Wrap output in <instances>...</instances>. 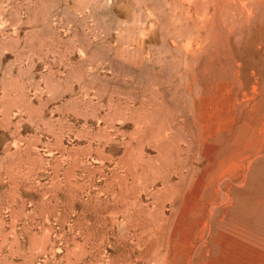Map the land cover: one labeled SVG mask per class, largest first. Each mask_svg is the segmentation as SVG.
<instances>
[{"label":"rangeland","instance_id":"374dc122","mask_svg":"<svg viewBox=\"0 0 264 264\" xmlns=\"http://www.w3.org/2000/svg\"><path fill=\"white\" fill-rule=\"evenodd\" d=\"M263 94L264 0H0V264L264 262Z\"/></svg>","mask_w":264,"mask_h":264},{"label":"bare ground","instance_id":"6f19581e","mask_svg":"<svg viewBox=\"0 0 264 264\" xmlns=\"http://www.w3.org/2000/svg\"><path fill=\"white\" fill-rule=\"evenodd\" d=\"M254 91V90H253ZM263 91V90H262ZM246 93V92H245ZM264 95V94H263ZM261 103V102H260ZM236 104H237V102H236ZM251 112V111H250ZM248 115V114H247ZM201 117V116H200ZM248 117V116H247ZM261 117V116H260ZM264 119V118H263ZM258 120H260V119H258ZM262 121V120H261ZM255 124H256V122H255ZM254 124V125H255ZM252 127H254L253 125H252ZM252 129V128H251ZM216 132V131H215ZM249 133H251V131L249 132ZM259 133V132H258ZM252 135V134H251ZM254 135V134H253ZM255 135H256V133H255ZM248 136H249V134H248ZM247 136V137H248ZM247 137H244V138H247ZM262 138V137H261ZM242 140V139H241ZM250 140V139H249ZM249 140H245V141H249ZM237 141V140H236ZM244 141V139L242 140V142ZM229 142V141H228ZM228 142H226V143H228ZM239 142V141H238ZM245 143H247V142H245ZM262 143V142H261ZM243 144V143H242ZM226 145V144H225ZM239 145V144H238ZM255 146V144L254 143H252V145L251 146ZM231 146V145H230ZM242 146V145H241ZM240 146V147H241ZM245 146V144H243V147ZM253 146V147H254ZM260 146V145H259ZM227 147V146H226ZM232 147V146H231ZM238 147V146H237ZM261 147V146H260ZM259 147V148H260ZM263 147H264V144H263ZM250 149H251V147H249ZM255 148V147H254ZM258 148V149H259ZM240 149V148H239ZM245 149V148H244ZM256 150H257V148H256ZM255 150V151H256ZM233 151H234V149H233ZM238 151V150H237ZM244 151V150H243ZM255 151H253V152H255ZM260 151V150H259ZM259 151H257V154H258V152ZM263 151V150H262ZM235 152V151H234ZM246 152V151H245ZM230 153V152H229ZM248 153V152H247ZM250 153V152H249ZM252 153V152H251ZM250 153V154H251ZM261 153V152H260ZM263 153V152H262ZM242 154V153H241ZM253 154V153H252ZM255 154V153H254ZM253 154V155H254ZM257 154H255V155H257ZM232 155V154H231ZM228 156H230V155H228ZM249 157V156H248ZM255 157V156H254ZM217 158V157H216ZM253 158V157H252ZM257 158V157H256ZM262 158V157H261ZM264 158V157H263ZM201 159V158H200ZM251 159V158H250ZM249 159V160H250ZM237 160V159H236ZM245 160V159H244ZM247 160V159H246ZM254 160V159H253ZM222 161V160H221ZM248 161V160H247ZM252 161V160H251ZM236 162H239V161H236ZM253 162V161H252ZM234 163V162H233ZM233 163H231L232 165H235V164H233ZM243 163H244V161H243ZM246 163V162H245ZM250 163V162H249ZM226 164V163H225ZM228 164V163H227ZM248 164V163H247ZM231 165V166H232ZM249 165V164H248ZM247 165V166H248ZM237 167H238V165H236ZM240 166H241V164H240ZM239 166V167H240ZM242 166H244L243 164H242ZM241 166V167H242ZM246 166V165H245ZM230 167V166H229ZM249 167V166H248ZM215 169H217V168H215ZM229 169V168H228ZM230 169H231V167H230ZM230 169L228 170V171H230ZM236 169V168H235ZM238 169V168H237ZM244 169V168H243ZM257 169V168H256ZM248 170V169H247ZM250 170V169H249ZM252 170V169H251ZM214 171V170H213ZM212 171V172H213ZM231 171H233V172H235L234 170H232L231 169ZM246 171V170H245ZM258 171V170H257ZM248 172V171H247ZM252 172V171H251ZM229 173H231V172H229ZM229 173H227L228 175H229ZM239 173V172H238ZM228 175H226V176H228ZM242 175V174H241ZM247 175V174H246ZM251 175V174H250ZM225 176V177H226ZM257 176V175H256ZM212 177V176H211ZM221 177H222V175H221ZM224 177V176H223ZM229 177V176H228ZM238 177H239V175H238ZM220 177H218V179H219ZM229 178H231V177H229ZM237 178V177H236ZM244 178V177H243ZM248 178V177H247ZM222 179V178H221ZM233 179V178H232ZM235 180V179H234ZM233 180V181H234ZM241 180H242V178H241ZM246 180V179H245ZM223 181H226V178L223 180ZM239 181V180H238ZM222 182V181H221ZM236 182V181H235ZM240 182V181H239ZM238 182V183H239ZM242 182H244V180L242 181ZM241 183V182H240ZM238 185V184H237ZM245 185V184H244ZM220 186V185H219ZM239 188V187H238ZM232 193V192H231ZM234 193V192H233ZM242 194V193H241ZM223 195V194H222ZM226 197H227V195H225ZM223 197H224V195H223ZM248 197V196H247ZM258 197V196H257ZM260 198L261 197H259V200L258 201H260ZM225 200V199H224ZM250 200V199H249ZM220 202H222V200L220 201ZM262 202H263V199H262ZM261 202V203H262ZM211 203V202H210ZM255 203H257L256 201H255ZM259 204H260V202H258ZM218 204V203H217ZM216 204V205H217ZM263 204V203H262ZM254 205V204H253ZM257 206L256 207H258V204H256ZM263 206V205H262ZM200 207H201V205H200ZM211 207H212V205H211ZM210 207V208H211ZM251 207H253V206H251ZM193 208V207H192ZM259 208H260V206H259ZM251 209V208H250ZM253 209V208H252ZM255 210V209H254ZM197 211V210H196ZM213 211H214V209H213ZM256 211V210H255ZM259 211V210H258ZM199 212V211H198ZM197 212V213H198ZM211 212H212V209H211ZM261 212V211H260ZM229 215V214H228ZM245 215V214H244ZM254 215H256V212H255V214ZM253 215V216H254ZM257 215H258V213H257ZM243 216V215H242ZM262 216V215H261ZM224 217V216H223ZM239 217V216H238ZM255 217V216H254ZM253 217V218H254ZM251 218V217H250ZM253 218H252V220H253ZM262 218V217H261ZM260 218V219H261ZM252 220H250V221H252ZM263 220H264V218H263ZM224 221H225V219H224ZM235 221H236V219H235ZM242 221H244V220H242ZM241 221V222H242ZM258 221V220H257ZM220 222V221H219ZM236 222H238V220L236 221ZM241 222L239 221V223L241 224ZM245 222H247L248 223V221H246L245 220ZM245 222H243V224L245 223ZM263 222V221H262ZM205 223V222H204ZM225 223H227L228 224V222H225ZM235 223V222H234ZM226 224V225H227ZM236 224V226H237V223H235ZM234 224V225H235ZM242 224V225H243ZM250 223H248V225H249ZM207 225V224H206ZM232 225V224H231ZM245 225V224H244ZM260 225H261V223H260ZM235 226V227H236ZM246 226L247 225H245V228H246ZM230 227V226H229ZM239 227H241L240 225H239ZM238 227V228H239ZM204 228V227H203ZM231 228V227H230ZM238 228H236V229H238ZM249 228V227H248ZM247 228V230H249ZM251 228V227H250ZM258 228V227H257ZM257 228H256V230L255 231H257ZM205 229V228H204ZM241 229V228H240ZM240 229H238V230H240ZM253 229V228H252ZM260 229V228H259ZM160 230V229H159ZM234 230V229H233ZM203 231V230H202ZM228 231V230H227ZM229 231H231V230H229ZM244 231V230H243ZM252 231V230H251ZM260 231H261V229H260ZM222 232H224V231H222ZM239 232H241V231H239ZM245 232L247 233L248 231H246L245 230ZM253 232V231H252ZM249 233H251V232H249ZM263 233V232H262ZM195 234V233H194ZM224 234H225V232H224ZM227 235L229 234V232L228 233H226ZM236 234L238 235V233L236 232ZM240 234V233H239ZM256 234V233H255ZM257 234H258V232H257ZM260 234V233H259ZM231 235H233V233L231 234ZM234 235H235V232H234ZM244 235V234H243ZM246 235V234H245ZM252 234H248V237L250 236V238L251 237H253V236H251ZM184 236V235H183ZM201 236V235H200ZM230 236V235H229ZM247 236V235H246ZM255 236V235H254ZM264 236V235H263ZM238 236H236L235 238H237ZM181 238H182V236H181ZM196 238V237H195ZM195 238H194V240H195ZM245 238V237H244ZM243 237H242V239H244ZM247 238V237H246ZM226 239V238H225ZM242 239H240V240H242ZM253 239H255L254 237H253ZM258 238H256V240H257ZM260 239V238H259ZM262 239H264V238H262ZM193 240V239H192ZM191 240V241H192ZM221 240V239H220ZM249 240V239H248ZM247 240V241H248ZM190 241V240H189ZM243 241H245V240H243ZM194 242V241H193ZM246 242V241H245ZM257 242H258V240H257ZM261 242V241H260ZM263 242H264V240H263ZM248 244H249V241L247 242ZM251 243V242H250ZM189 244V243H188ZM221 244V254H222V256H221V260H219V261H212V263L211 264H264V262L263 261H259V260H257V261H255V260H250V261H248V260H246V258H247V252H245V251H243V250H241V252H239L236 248H234L232 245H230L229 243H224V242H221L220 243ZM253 244H254V242H253ZM263 244V243H262ZM190 245V244H189ZM239 245V244H238ZM252 245V244H251ZM256 244H254L253 246H255ZM173 246V245H172ZM187 246V245H186ZM259 246V245H258ZM257 246V247H258ZM256 247V246H255ZM262 247H264V245L262 246ZM189 250V249H188ZM187 250V251H188ZM262 250V249H261ZM264 250V249H263ZM207 253V252H206ZM217 254V253H216ZM210 255V254H209ZM205 257H209V256H207V255H205ZM215 258V257H214ZM258 259V258H257ZM203 260H205V259H203ZM201 261V260H200ZM206 261V260H205ZM204 261V262H205ZM166 262V261H165ZM202 262V261H201ZM200 262V263H201ZM184 263H186V262H184ZM188 263V262H187ZM186 263V264H187ZM183 264V263H182ZM190 264V263H189ZM199 264V263H198ZM202 264V263H201ZM207 264V263H206Z\"/></svg>","mask_w":264,"mask_h":264}]
</instances>
